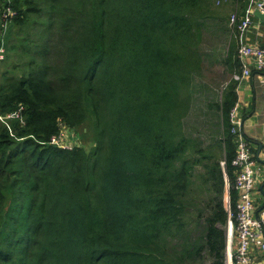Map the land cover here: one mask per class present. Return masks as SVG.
Returning <instances> with one entry per match:
<instances>
[{
  "label": "trees",
  "instance_id": "trees-1",
  "mask_svg": "<svg viewBox=\"0 0 264 264\" xmlns=\"http://www.w3.org/2000/svg\"><path fill=\"white\" fill-rule=\"evenodd\" d=\"M224 1L234 31L212 50L229 78L208 103L216 132L205 144L183 119L205 66L204 31L229 22L215 5ZM247 5L0 0V47L21 61L0 85V264H196L201 252L225 264L237 200L230 111L245 80L232 74L244 66ZM75 129L88 148L50 143ZM195 202L203 212L193 215Z\"/></svg>",
  "mask_w": 264,
  "mask_h": 264
},
{
  "label": "built area",
  "instance_id": "built-area-1",
  "mask_svg": "<svg viewBox=\"0 0 264 264\" xmlns=\"http://www.w3.org/2000/svg\"><path fill=\"white\" fill-rule=\"evenodd\" d=\"M254 8H257L261 13H264V0H248V5L240 21V44L237 50L240 58L244 62V66L241 72L233 73L232 78L241 81L243 78H246L251 74L250 68H253V70L258 73L260 81L264 85V45L259 46L245 43L241 39L242 34H244L252 24V10ZM3 13L4 16L8 14L11 16L12 14L9 7L6 6ZM235 17V15L232 16L231 22L234 21ZM5 24L6 21L3 22V25ZM2 50L3 46L0 47V59L2 58ZM230 116L232 123L234 124L232 132L236 134L238 133V140L236 144V153L231 160V164L235 167L234 187L237 192V200L234 210L235 224L233 226L232 222H229V228L227 231V244L229 243L230 247L228 259L229 264H254L251 258L250 249L256 248L264 253V221L262 216L254 213V204L251 195L254 186V161L252 158L253 156L246 145V138L242 136L243 132L241 133L239 129L240 121L237 117V105L231 109ZM262 126L264 131V109ZM62 134L63 133H60L58 136H52L50 143L63 148H71L64 144L65 141L61 138ZM221 164L224 170V162H221ZM226 186L228 188V183H226ZM226 195V209L229 217H231L232 213L228 208L229 199L227 192ZM261 214H264V210ZM233 236L235 239V246L232 253L231 243Z\"/></svg>",
  "mask_w": 264,
  "mask_h": 264
},
{
  "label": "rangeland",
  "instance_id": "rangeland-1",
  "mask_svg": "<svg viewBox=\"0 0 264 264\" xmlns=\"http://www.w3.org/2000/svg\"><path fill=\"white\" fill-rule=\"evenodd\" d=\"M7 2H10V0H7ZM215 5L219 9H221L220 10L221 13L223 12L226 13L227 17L229 15V22L223 21V23H221L220 21H215V19L210 20L209 24H211V26L204 31L201 50L203 49L204 53L207 54L205 59V66L204 68L202 67V69L194 75L195 89L191 99V109L183 119L186 133L193 137H199V139L204 141L205 144L209 142L211 135H213L216 132L214 126L212 127L209 126V121L213 119L214 111L209 107L208 103L213 100L215 101L216 99L217 101L219 100L223 87L226 83L225 81L229 78L228 75L224 74L222 65L220 63H216L217 60L214 59L212 49L217 45L221 47L222 50L225 49V45H227L226 43H228L229 40L228 38L230 34L234 31V30L232 31V27H231L232 26L231 18L235 14V12L234 11L230 12L231 10L230 3L228 1H224L223 4H218L215 2ZM6 7H9L10 12H12L10 6H6ZM6 24L5 25L2 24L3 26L2 28L0 27V34H3L5 32ZM220 28H222L223 30L227 28V32L225 36H224L225 32L222 34L221 32H219ZM1 54H2V58L0 59V85L4 83L5 76L7 74L6 72L7 69H8V74L12 76L18 74L21 71V69H19L21 63L19 52L17 51L12 52L11 50H5V48L3 47ZM11 55L13 60L10 59ZM237 114H239L238 107H237ZM4 120L5 118H3L0 115V121L4 123ZM61 136H62L61 138H63V140L65 141L64 144L69 147H72L76 144H82L86 146V148H88L90 143V140L88 138L83 137L81 132L77 129L70 132L64 131ZM226 192L224 198L227 197ZM224 201L226 202L225 199ZM198 210L203 212V204H200L199 202H195L193 208V215L196 214ZM229 222L230 219L228 220V223ZM228 228H229V224H227L226 236H227ZM234 246H235V239L233 236L231 243L232 253L234 250ZM228 255H229L228 248L226 245L225 264H229ZM208 263H209L208 256L204 252H201L200 255L198 256V261L196 262V264H208Z\"/></svg>",
  "mask_w": 264,
  "mask_h": 264
},
{
  "label": "crops",
  "instance_id": "crops-1",
  "mask_svg": "<svg viewBox=\"0 0 264 264\" xmlns=\"http://www.w3.org/2000/svg\"><path fill=\"white\" fill-rule=\"evenodd\" d=\"M241 39L245 43L264 45V22L253 16L251 26L242 34ZM237 94L239 129L246 138V145L254 161V186L251 193L254 213L262 216L264 221V214H261L264 210V131L262 126L264 85L256 71L254 74L251 73L249 78L239 82ZM250 250L254 264H264V253L256 248Z\"/></svg>",
  "mask_w": 264,
  "mask_h": 264
},
{
  "label": "water",
  "instance_id": "water-1",
  "mask_svg": "<svg viewBox=\"0 0 264 264\" xmlns=\"http://www.w3.org/2000/svg\"><path fill=\"white\" fill-rule=\"evenodd\" d=\"M252 14H253V16L255 17V18H257V19H260L261 21H263L264 22V13H261L257 8H254L253 10H252ZM231 222V221H230ZM229 224V223H228ZM227 248H228V251H229V243L227 244ZM228 254H229V252H228Z\"/></svg>",
  "mask_w": 264,
  "mask_h": 264
},
{
  "label": "bare ground",
  "instance_id": "bare-ground-1",
  "mask_svg": "<svg viewBox=\"0 0 264 264\" xmlns=\"http://www.w3.org/2000/svg\"><path fill=\"white\" fill-rule=\"evenodd\" d=\"M230 252H231V250H230Z\"/></svg>",
  "mask_w": 264,
  "mask_h": 264
}]
</instances>
